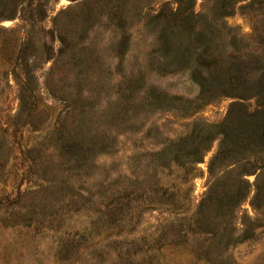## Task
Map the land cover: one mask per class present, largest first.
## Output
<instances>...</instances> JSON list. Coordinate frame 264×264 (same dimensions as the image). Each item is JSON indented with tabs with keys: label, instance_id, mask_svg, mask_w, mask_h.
I'll return each mask as SVG.
<instances>
[{
	"label": "rangeland",
	"instance_id": "obj_1",
	"mask_svg": "<svg viewBox=\"0 0 264 264\" xmlns=\"http://www.w3.org/2000/svg\"><path fill=\"white\" fill-rule=\"evenodd\" d=\"M0 264H264V0H0Z\"/></svg>",
	"mask_w": 264,
	"mask_h": 264
}]
</instances>
